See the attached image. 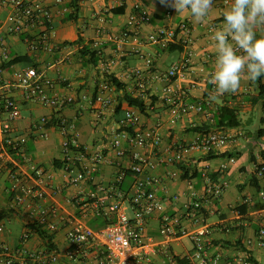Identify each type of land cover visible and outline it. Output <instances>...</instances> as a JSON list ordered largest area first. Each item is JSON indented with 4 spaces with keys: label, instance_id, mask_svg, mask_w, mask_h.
Listing matches in <instances>:
<instances>
[{
    "label": "crops",
    "instance_id": "0c3cea01",
    "mask_svg": "<svg viewBox=\"0 0 264 264\" xmlns=\"http://www.w3.org/2000/svg\"><path fill=\"white\" fill-rule=\"evenodd\" d=\"M45 2L52 12L54 50L35 52L30 49L25 33H9L6 36L9 58H3L0 51V63L5 67L6 79H13L16 70L36 65L56 81L50 89L51 93L70 96L73 100L62 108H56L27 102L21 88L10 89L21 103V117L13 122L11 130V137L19 147L0 163V212L6 214L0 220V242L13 249L25 246L31 250L55 253L56 259L52 264H97L104 248L102 243L95 244L83 262L74 261L68 254L70 243L66 232L69 223L57 218L53 228L49 223L40 224V209L32 206L30 200L14 204L12 185L17 177L21 184L31 183L34 169L42 167L47 172L46 198L40 206L56 205L60 214L65 216H81L87 210L85 221L95 228L116 220L117 212L109 209L116 202H119L120 210L128 213V202L107 187L115 181L120 168H124L127 173L120 189L125 193L133 191L136 178L129 171L132 163L129 154L121 160V166L105 163L91 176L74 181V174L69 175L65 168L60 130L55 125L44 128L38 125L44 115L65 116L76 122L77 139L82 145L89 150L102 149L114 154L111 147L113 136L122 126L126 110L135 108L141 114V127L157 128L161 136L158 143H150L140 151L153 164L146 167V173L159 179L154 190L162 199L166 211L184 214L187 202L196 196L203 198V213L209 228L204 237L208 257L220 256V263L225 264L238 256L250 255L255 261L252 264H264V245L257 242L258 230L264 224L263 217L258 213L264 208V194L261 193L264 191V175L256 173L260 189L252 181L258 165L264 161V133L259 134L264 127L258 129L259 138L245 128L257 116L264 123V76L254 82L245 77L236 93H225L216 100L209 99V93L215 87L210 82L216 61L213 35L224 23L223 12L231 0H213L211 12L203 23L194 22L188 11L176 13L162 0H80L77 19L66 17L72 9L71 0ZM115 8L118 11H114ZM142 9H146L151 18L139 23L135 17L140 16ZM168 9L172 10L170 15H167ZM13 21L11 7L3 6L0 12L2 30L6 31ZM184 22L191 28L190 44L179 50L181 54L177 58L169 60L168 57L169 52L175 50L146 41V36L158 26L178 28ZM42 31V27L36 25L29 33L39 36ZM79 37L81 42L76 41ZM65 41L73 43L63 45ZM84 45L96 52V64L90 61L91 54H82ZM188 50L192 52V60L184 77L171 80L156 77L158 72L167 71L173 62L184 57ZM17 56H27V59L8 64ZM149 57L154 59L152 66L147 62ZM108 63V68L104 69ZM134 68L142 71V78L130 75ZM107 74L116 76L123 85L118 87L113 84L109 91L113 103L102 108L96 97L100 83L108 80ZM169 85L176 91H166ZM127 94L144 98L145 111L130 105ZM193 102H202L204 111H182V104ZM224 105L237 109L241 120L239 126L221 128L216 125L218 110ZM6 116V113H0L3 119ZM43 131L48 135L43 136ZM209 131L227 135V143L211 151L191 150L184 154L182 160H176L178 143L193 142ZM224 164L226 166L222 167ZM204 173L225 183L219 198L206 201L207 179ZM97 198L104 200L101 214L96 212ZM243 203L252 208L239 211L238 206ZM161 216L162 211L157 210L148 220L145 236L148 243H158L162 239L159 233ZM214 216L216 219H212ZM184 221L192 225L185 217ZM38 226L52 235V242L43 239ZM29 228V238L23 242L21 236ZM192 247L188 237L172 244L177 257L184 256ZM154 261L165 264L167 257L158 252Z\"/></svg>",
    "mask_w": 264,
    "mask_h": 264
},
{
    "label": "built area",
    "instance_id": "2783aa9c",
    "mask_svg": "<svg viewBox=\"0 0 264 264\" xmlns=\"http://www.w3.org/2000/svg\"><path fill=\"white\" fill-rule=\"evenodd\" d=\"M8 5L12 9V24L6 31L0 26V51L2 57L8 59L7 34H24L30 49L38 52L42 49L53 51L55 43L52 40V12L45 0H2L0 12L3 6ZM171 9L167 10L170 15ZM137 22L148 21L151 16L146 9L140 11V16L135 17ZM135 20V21H136ZM50 23V26L48 25ZM42 27V33L39 36H33L29 30L35 26ZM40 25V26H39ZM190 26L184 22L177 27L167 25L158 26L146 36V41L157 44L162 48H167L170 43L183 42L185 48L190 44ZM128 35V32H124ZM97 43V42H96ZM192 52L188 50L187 54L179 60L173 62L167 71L158 72L157 78H167L168 80L184 77L190 69ZM149 65H153V57L147 58ZM104 64V62H103ZM104 66V69H107ZM4 65L0 63V113L4 112L7 116L0 117V163L8 159L13 151L18 149V142L11 137L12 124L21 117V103L11 94L12 87H19L23 90V98L27 102H37L44 105L62 108L73 100L70 96H60L51 93L50 89L56 84V81L40 71L36 65H29L23 69L16 70L13 79H6L4 76ZM131 76L135 75L142 78L143 73L140 69L131 70ZM140 81V80H139ZM144 86L143 82L141 83ZM113 84L108 80L100 83V91L97 94V100L102 108H107L113 103V97L109 94ZM168 92L176 91L171 85L165 88ZM84 97H86L84 95ZM182 111L187 112L195 109L204 111L202 102L184 103L181 105ZM141 114L135 108L126 110L122 126L117 130L112 140L111 152L102 149L89 150L82 145L77 137V125L73 120H69L62 115L53 117L42 116L38 127L44 128L46 125H55L63 136V157L66 163V170L69 175L74 174L73 180L85 179L96 172L102 164H116L121 166V160L126 155H130L132 163L129 171L135 174L134 189L130 193L121 191L122 183L127 170L120 168L115 181L107 187L110 192H116L120 198L128 202L131 214L120 210L119 202L109 206L111 211L117 212L116 220L95 228L85 221L87 210L81 216H65L60 214L56 205L48 207L40 206V203L46 198V177L47 172L42 167L34 169L32 182L21 184L19 178H15L12 189L14 191V204L20 205L26 200H30L32 206L40 209L38 221L40 224L49 223L50 228L55 227L54 220L67 221L69 223L66 232L70 243L68 250L69 256L74 261L83 262L97 243H102L104 248L97 264H157L154 261L156 253L161 252L167 257L165 264H183L172 249V244L176 240L188 237L192 242V249L181 258H185L188 264H222L220 256L208 257L207 248L204 243V237L209 228L205 223L203 213L205 200L201 197H195L186 205V212L170 213L166 211L162 199L156 194L154 187L159 179L146 173V167L153 164L140 151L141 148L150 143H158L161 139L157 128L141 127ZM47 136L46 131L42 132ZM125 141V143H123ZM227 135L218 131H209L201 138L190 143H178L176 160L183 159L184 154L195 149L214 150L227 143ZM224 164L222 167H225ZM258 168V167H257ZM264 175V168L258 171ZM173 174H176L174 172ZM206 182V201L208 199H217L225 189V183L217 181L204 173ZM105 189V187H103ZM264 194V191H261ZM194 195V194H193ZM178 199V195L174 196ZM104 200L97 198L95 200L96 212L101 214ZM157 210L162 211L160 219L159 233L162 239L158 243H148L145 241L147 223L150 216ZM264 220V208L258 212ZM187 214V216L185 215ZM184 217L191 221L187 224ZM29 228L25 231L21 239L26 241L30 235ZM258 244L264 245V224L258 230ZM56 259V254L47 250H31L25 246L13 249L9 245L0 242V264H52ZM225 264H252L248 256H238L233 260H227Z\"/></svg>",
    "mask_w": 264,
    "mask_h": 264
},
{
    "label": "clouds",
    "instance_id": "9594fccd",
    "mask_svg": "<svg viewBox=\"0 0 264 264\" xmlns=\"http://www.w3.org/2000/svg\"><path fill=\"white\" fill-rule=\"evenodd\" d=\"M176 13L188 11L194 22L203 23L213 0H162ZM224 23L214 32L215 68L209 93L216 100L225 93H236L242 79L256 81L264 76V0H231L223 12Z\"/></svg>",
    "mask_w": 264,
    "mask_h": 264
},
{
    "label": "trees",
    "instance_id": "16d2710c",
    "mask_svg": "<svg viewBox=\"0 0 264 264\" xmlns=\"http://www.w3.org/2000/svg\"><path fill=\"white\" fill-rule=\"evenodd\" d=\"M79 1L80 0H71L70 3V7L72 8L71 11L69 12V14H67V18L68 19H77L78 17V11H79ZM114 11H118V8H115ZM50 26V23L48 24ZM82 38L79 37L76 41L81 42ZM73 43V41H65L63 45L66 44H70ZM185 48V44L183 42H176V43H170V45L167 47V49L169 50H183ZM81 52L83 55L86 54H91V58L90 61L93 63H97L98 61V57L96 56V52L92 51L88 46L84 45L81 48ZM22 59H27V56H17L14 57L8 64L10 63H14V62H18L19 60ZM108 77V81L111 82V84H115L118 87H121L123 85V82H121L116 76H114L113 74H107ZM126 99L129 102L130 105L137 107L139 110H141L142 112L145 111V99L142 97H135L133 95L127 94L126 95ZM241 123V120L239 118V114L236 108L231 107V106H221L218 110V116L216 119V125L218 127H236L239 126ZM207 129L209 128L208 126H206ZM209 130V129H208ZM264 133V128H261L259 131V134H263ZM263 159H264V151H263ZM264 168V161L258 165V168L256 169L255 174L253 175V179L252 181L256 184L257 188L260 189V184L258 182L257 179V172ZM185 177L187 176V174H184ZM252 206H248V204H240L238 206L239 211L241 212H245L248 211L249 209H251ZM6 214L1 211L0 212V220L2 218H4ZM34 225V224H33ZM29 226H32V224H29ZM38 230L41 234V236L43 237L44 240H46V242L50 243L53 240L52 235L47 232L46 230L43 229L42 226H38ZM248 258L251 260L252 263H254V259H252V256L248 255ZM179 260L183 263V264H188L187 260L185 258H181L179 257Z\"/></svg>",
    "mask_w": 264,
    "mask_h": 264
},
{
    "label": "rangeland",
    "instance_id": "374dc122",
    "mask_svg": "<svg viewBox=\"0 0 264 264\" xmlns=\"http://www.w3.org/2000/svg\"><path fill=\"white\" fill-rule=\"evenodd\" d=\"M181 52L179 50H175L172 52H169L168 57L169 60L177 58ZM260 127H264V123L260 120L259 116L255 117L250 124L245 125V128L252 132V135H257L258 137V129ZM259 138V137H258ZM128 213L131 214V209H128ZM212 219H216V216H214Z\"/></svg>",
    "mask_w": 264,
    "mask_h": 264
}]
</instances>
